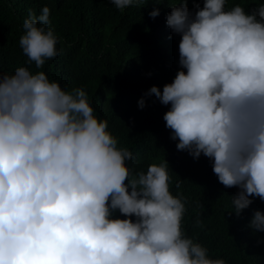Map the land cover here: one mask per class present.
Returning <instances> with one entry per match:
<instances>
[{"label":"clouds","instance_id":"obj_1","mask_svg":"<svg viewBox=\"0 0 264 264\" xmlns=\"http://www.w3.org/2000/svg\"><path fill=\"white\" fill-rule=\"evenodd\" d=\"M168 6L179 68L137 105L154 95L168 106L177 150L203 154L222 185L239 189L230 198L239 214L250 196L264 201V3ZM49 14L29 12L19 37L37 69L59 54ZM131 159L83 87L67 91L23 66L0 77V264H226L182 232L185 202L169 190L166 160L129 178ZM249 227L264 231V214Z\"/></svg>","mask_w":264,"mask_h":264},{"label":"trees","instance_id":"obj_2","mask_svg":"<svg viewBox=\"0 0 264 264\" xmlns=\"http://www.w3.org/2000/svg\"><path fill=\"white\" fill-rule=\"evenodd\" d=\"M178 2L134 0L121 10L111 0H0V77L23 66L43 71L67 91L83 87L117 147L132 153L126 161L129 178L166 160L169 190L185 202L181 229L186 236L226 264H264V231L249 227L255 211L264 214V201L250 196L252 203L237 214L230 198L239 189L222 185L203 154L193 159L177 150L178 141L170 139L162 118L168 106L154 95L146 97L143 108L137 105L151 86L170 83L179 68L180 37L165 23L168 5ZM194 3L202 7L203 0H187L193 13ZM260 3L264 0H226V8L241 4L247 11ZM44 6L50 9L47 26L57 36L59 54L37 69L22 52L19 37L29 12L38 16ZM155 8L159 14L150 17Z\"/></svg>","mask_w":264,"mask_h":264}]
</instances>
